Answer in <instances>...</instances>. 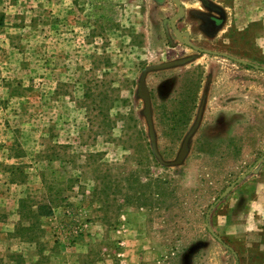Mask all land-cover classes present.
Instances as JSON below:
<instances>
[{"label":"rangeland","instance_id":"374dc122","mask_svg":"<svg viewBox=\"0 0 264 264\" xmlns=\"http://www.w3.org/2000/svg\"><path fill=\"white\" fill-rule=\"evenodd\" d=\"M206 1L181 0L184 39L264 66V0ZM178 12L0 0V258L11 244L24 264H264V160L239 179L264 156V70L179 41ZM182 58L146 77L164 161L199 121L168 165L139 83Z\"/></svg>","mask_w":264,"mask_h":264},{"label":"water","instance_id":"95a60500","mask_svg":"<svg viewBox=\"0 0 264 264\" xmlns=\"http://www.w3.org/2000/svg\"><path fill=\"white\" fill-rule=\"evenodd\" d=\"M175 3L177 4V6L179 7V12L173 16L170 19V25L174 30V33L177 37V39L179 41H181L182 43L194 48L195 50L199 51V52H203V53H209V54H215V55H220V56H224L227 57L231 60H234L238 63H242V64H246V65H250L254 68H258V69H263L264 70V66H259L255 63H252L246 59L243 58H238L235 57L233 55H230L228 53L225 52H217V51H212L210 49H206V48H201L197 45H195L194 43L190 42L189 40L184 39L182 32H180L178 26H177V19L184 13V7L182 6V2L181 0H174ZM205 3H207L206 0H203ZM188 61H190V58H182V59H177V60H173V61H169V62H165V63H161V64H156V65H152L150 66L148 69H146L143 74L141 75L140 78V83H139V91H138V95L140 98L143 99L144 101V115L146 117V121L148 124V128H149V132H150V138L152 141V147H153V151L155 153V155L158 157V159L164 163V164H168V165H178L180 164L183 159L186 157L188 151H189V141L192 137V135L195 133L198 125H199V121H197V123L194 125L193 129L190 131V133L187 135V137L185 138L181 150L177 156V159L175 161L172 162H166L163 160V158L161 157L158 148H157V143H156V133H155V127H154V120H153V111H152V104H151V97H150V93L147 87V82H146V77H147V73L149 71H153V70H161V69H167L170 67H175V66H179V65H183L185 63H187ZM264 160V156L262 158H260L258 160V162L252 166L247 172L243 173L239 179H242L243 177L247 176L251 171H253V169L257 166L258 163H260L261 161ZM238 179V180H239ZM237 181H235L229 188H227L223 194L216 200V202H218L222 197H224L225 195H227L230 190L237 184ZM207 226L210 230V232L220 241L223 242L222 238L219 237L210 227L209 222H207Z\"/></svg>","mask_w":264,"mask_h":264},{"label":"trees","instance_id":"16d2710c","mask_svg":"<svg viewBox=\"0 0 264 264\" xmlns=\"http://www.w3.org/2000/svg\"><path fill=\"white\" fill-rule=\"evenodd\" d=\"M51 202H53V200L42 203L40 202L39 204H37L36 209L31 210V214L34 216V218H36V222H39L40 216H47L52 214ZM27 230L29 231L28 233L30 234V236H32L31 240L36 237L35 235H37V232H35V230L37 229L33 230V226L31 227L30 225ZM18 258H20V255L11 253L10 255H8L7 262L0 258V264H24L22 259Z\"/></svg>","mask_w":264,"mask_h":264},{"label":"crops","instance_id":"0c3cea01","mask_svg":"<svg viewBox=\"0 0 264 264\" xmlns=\"http://www.w3.org/2000/svg\"><path fill=\"white\" fill-rule=\"evenodd\" d=\"M3 228V227H2ZM9 230V232H11V233H13L14 232V230H13V228L11 229H8ZM11 236V235H10ZM12 238H14V239H12ZM18 239V240H17ZM22 239L21 238H19V237H12L11 236V239H10V242L11 243H13V245L15 244V245H20L21 246V248H24L23 247V242H20ZM14 245V246H15ZM18 249V248H17ZM15 247H13L11 244H10V246L9 247H6V250H5V253H3L1 256H6V254H9L8 252H10L11 251V253L13 252V251H15V250H17ZM19 252H21V253H23L24 254V251L23 250H21L20 249V251Z\"/></svg>","mask_w":264,"mask_h":264}]
</instances>
